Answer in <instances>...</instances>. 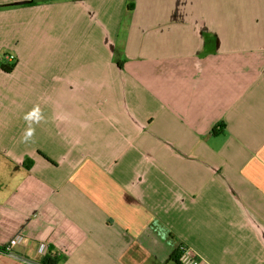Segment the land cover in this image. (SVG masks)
Segmentation results:
<instances>
[{
    "label": "crops",
    "instance_id": "crops-1",
    "mask_svg": "<svg viewBox=\"0 0 264 264\" xmlns=\"http://www.w3.org/2000/svg\"><path fill=\"white\" fill-rule=\"evenodd\" d=\"M7 55L0 264H264V0H0Z\"/></svg>",
    "mask_w": 264,
    "mask_h": 264
},
{
    "label": "built area",
    "instance_id": "built-area-1",
    "mask_svg": "<svg viewBox=\"0 0 264 264\" xmlns=\"http://www.w3.org/2000/svg\"><path fill=\"white\" fill-rule=\"evenodd\" d=\"M5 59L8 61H11V60L13 61L14 57L11 55H7L5 57ZM21 239H22V234H17L16 236H14L9 241V246H8V249L6 251L13 256L21 258L22 260H24L28 264H44L43 262H37V261H34L32 259L24 258V257H22V256H20V255H18L12 251V247L14 245H16ZM47 252H48V244L46 242H41L39 245V253L41 255H46ZM180 262L182 264H199L197 258L192 255L191 250L187 247L181 248Z\"/></svg>",
    "mask_w": 264,
    "mask_h": 264
},
{
    "label": "trees",
    "instance_id": "trees-1",
    "mask_svg": "<svg viewBox=\"0 0 264 264\" xmlns=\"http://www.w3.org/2000/svg\"><path fill=\"white\" fill-rule=\"evenodd\" d=\"M14 66H15V63H14V60L12 61H8L6 60L5 62H0V69L6 73H10L14 70ZM180 256L181 254L178 253V252H175L172 256V258L175 260V261H179L180 259ZM60 261V258L56 255H52V254H49L47 255L44 260H43V263L44 264H58Z\"/></svg>",
    "mask_w": 264,
    "mask_h": 264
},
{
    "label": "clouds",
    "instance_id": "clouds-1",
    "mask_svg": "<svg viewBox=\"0 0 264 264\" xmlns=\"http://www.w3.org/2000/svg\"><path fill=\"white\" fill-rule=\"evenodd\" d=\"M38 111H39V109H38V108H35V109H33V112H32V113L26 114V116H25V120H26V122L29 123V127H28V129L26 130V132H25V135H24V137H23V142H27V141L30 140V139L34 136V134H35V128L31 126L32 123H33L32 116H33L36 112H38ZM35 122L38 123L39 120H37V121H35Z\"/></svg>",
    "mask_w": 264,
    "mask_h": 264
}]
</instances>
